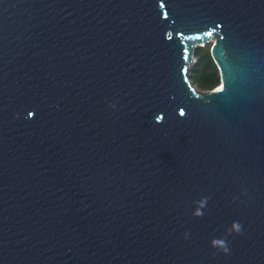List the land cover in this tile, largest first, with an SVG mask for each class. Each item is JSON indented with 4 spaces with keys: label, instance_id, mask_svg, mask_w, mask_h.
<instances>
[{
    "label": "water",
    "instance_id": "1",
    "mask_svg": "<svg viewBox=\"0 0 264 264\" xmlns=\"http://www.w3.org/2000/svg\"><path fill=\"white\" fill-rule=\"evenodd\" d=\"M0 264H264V0H0Z\"/></svg>",
    "mask_w": 264,
    "mask_h": 264
},
{
    "label": "trees",
    "instance_id": "2",
    "mask_svg": "<svg viewBox=\"0 0 264 264\" xmlns=\"http://www.w3.org/2000/svg\"><path fill=\"white\" fill-rule=\"evenodd\" d=\"M212 45L196 49V62L192 67L191 82L202 91H210L221 83L220 72L211 54Z\"/></svg>",
    "mask_w": 264,
    "mask_h": 264
},
{
    "label": "clouds",
    "instance_id": "3",
    "mask_svg": "<svg viewBox=\"0 0 264 264\" xmlns=\"http://www.w3.org/2000/svg\"><path fill=\"white\" fill-rule=\"evenodd\" d=\"M206 204H207V198H203L197 202V207L196 210L194 211V215L196 217L203 216V209L205 208ZM242 230H243L242 224H240L238 221L233 222L231 228L227 230L225 237L212 240L211 246L225 255L229 254L230 248L228 245L227 236L232 234L239 235L242 233Z\"/></svg>",
    "mask_w": 264,
    "mask_h": 264
},
{
    "label": "rangeland",
    "instance_id": "4",
    "mask_svg": "<svg viewBox=\"0 0 264 264\" xmlns=\"http://www.w3.org/2000/svg\"><path fill=\"white\" fill-rule=\"evenodd\" d=\"M214 40V39H213ZM207 45H209V44H207ZM211 45V44H210Z\"/></svg>",
    "mask_w": 264,
    "mask_h": 264
}]
</instances>
